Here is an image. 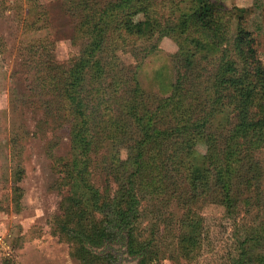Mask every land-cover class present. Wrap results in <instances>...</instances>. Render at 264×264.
I'll use <instances>...</instances> for the list:
<instances>
[{"label":"rangeland","instance_id":"374dc122","mask_svg":"<svg viewBox=\"0 0 264 264\" xmlns=\"http://www.w3.org/2000/svg\"><path fill=\"white\" fill-rule=\"evenodd\" d=\"M215 1L227 7L223 14L230 28L218 50L194 49L190 68L184 63L193 48L190 32L170 27L190 12L191 0H142L148 14L160 19L159 29L147 39L110 34L115 51L98 55L100 64L108 63L106 69L98 64V78L81 84L73 66L87 42L77 6L82 0H0L2 264H61L68 259L71 264H264V132L261 139H238L242 154L225 179L219 177L205 142L213 134L219 158L230 151L231 130L239 120L233 107L237 95L221 86L216 91L213 85L219 71L225 78L234 75L223 72L226 64L238 73L244 70L232 47L238 19L251 32L256 58L264 65V0ZM107 2L86 0V5L101 8ZM50 73L57 75L54 81ZM64 78L71 94L93 106L87 120L75 113V99L68 103L54 94ZM133 81L140 92L132 91ZM98 82L111 86L103 101L108 107L100 106L103 102L95 95ZM258 88L249 107L253 121L264 120V82ZM217 96L222 97L218 103L213 101ZM179 101L183 106L173 111ZM129 103L138 106L141 117L166 120L164 129L172 120H212L206 135L203 131L204 137L194 139L191 156L194 172L208 169V178L194 185V175L190 179L183 167L167 174L163 183L146 175L137 190L141 211L130 243L124 238L86 246L68 229L85 227L99 234L109 232L111 225L93 209L83 180L101 191L102 200L127 188L132 169L125 161L132 151L125 133L137 134ZM81 126L88 140L94 139L87 153L76 135Z\"/></svg>","mask_w":264,"mask_h":264},{"label":"trees","instance_id":"16d2710c","mask_svg":"<svg viewBox=\"0 0 264 264\" xmlns=\"http://www.w3.org/2000/svg\"><path fill=\"white\" fill-rule=\"evenodd\" d=\"M107 1L101 8H93L92 6L86 5V0H82L81 3L77 4L80 13H83L80 30L83 31L82 33L87 41L83 55L75 60L73 66L78 79L77 83L85 84L84 81L91 83L95 78H98L96 72L98 64L103 71L106 69L108 63L106 62L104 65V62H101L100 64L98 55L115 51V48H111L110 46L111 44H117L111 42L110 34L117 33L120 37H123L124 34H132L137 35L139 38L147 39L153 37L157 29H159L160 19L158 16L148 14L147 8H145L142 0ZM191 2L192 7L190 12L183 16L184 19L180 15V22L170 27L172 31L179 29L185 31L188 29L187 31L190 32L188 36L191 39L190 45L193 48L188 50L189 54L184 62L188 68L194 63L196 55L194 49L201 50L210 46L218 50L224 44L225 35L230 28V19H224L223 11H228L225 4H218L215 0H191ZM139 14H146V16L141 20H136ZM254 43L255 40L251 32L243 26L242 20L238 19L237 31L232 47L237 58L243 62L244 70L238 73L232 64H226V69L223 72H232L234 75L225 78L219 71L216 76V83L214 82L213 85L216 91L221 86L223 90H231L232 93L237 95V100L234 102L233 107L237 111L239 120L237 125L231 130L232 141L230 140L229 153L219 158V155L215 152L217 150V142L212 139L213 134L205 140L208 144V153L212 159V163L217 165L218 175L224 179L226 175L230 174L229 169L235 167L234 165L237 162V159L234 160L235 157H239L242 154L241 148L243 147H240L238 144V139L243 137L247 138L248 136H251V140L254 137L261 139L264 132V120H251V110L249 109L252 103H254V91L259 90V84L264 82V65L256 58L257 51L254 48ZM226 55L223 52L221 57L222 61L225 60ZM57 70L66 76L61 66H57ZM50 77L54 81L57 75L50 73ZM195 77L196 79L192 83L194 85V93L197 92L199 82L198 76L196 75ZM68 82V78L59 80L53 89L54 94L61 101L68 102L69 99H75L77 101L74 110L75 113L80 116L81 120H87L86 112H90L93 106L90 102H86L85 99L71 94L68 87H65L66 84H69ZM96 85L97 87L94 88L96 90L95 95L98 96L100 102H103L104 95H106L105 93L111 86L105 85L104 82H98ZM116 89L118 91L122 89L120 81L117 83ZM132 91L140 92L135 81H133ZM221 99V96H217L216 100L214 98L213 101L218 103ZM233 101L232 99L230 103ZM180 104L183 106L184 102H176L173 111H178ZM104 105H106V102L100 104V106ZM128 106V112L134 118L132 121L137 126V134L136 136H129L130 133L128 131L125 133V137L129 139L131 144L132 151V156L125 161V164L132 169L126 178L127 188L111 200H102L101 191L88 181L83 180L84 187L91 192L90 200L93 209L104 214L111 225L109 226L111 228L109 232L103 230L99 234H90L85 227H82L81 230L68 229L70 233L77 235L80 241L86 246L98 247L109 242L111 243V241L112 243L120 241L124 238L127 239V243H130L129 241H131L141 211L139 208L141 199L137 190L140 180L142 178L145 179L146 175H153L151 180L156 184L163 183L167 174L178 167H183L189 172L190 179H193L192 175H194V185L208 178V169H205L203 172H194L191 164V156L193 149L196 147L194 139L202 136L203 131L204 136L206 135V131L209 124H212V120H176L175 124L172 120L174 126H171V124V127L167 126L164 129L162 126L166 123V120H154L152 114L148 119L145 118L146 114H142L141 117L138 114L139 109L136 104L129 103ZM97 108L99 107H95V109ZM95 109L94 112L96 113L97 110ZM186 112L188 111L183 112V115H186ZM75 128L77 127H74V131ZM76 135L78 142L79 139L82 142L80 143V148L84 150V153H87L94 139L88 140L86 130L83 133L82 126L76 129ZM222 135L220 138H222ZM168 151H170L169 154ZM16 179L19 180L18 177ZM225 187L230 189L227 183Z\"/></svg>","mask_w":264,"mask_h":264},{"label":"crops","instance_id":"0c3cea01","mask_svg":"<svg viewBox=\"0 0 264 264\" xmlns=\"http://www.w3.org/2000/svg\"><path fill=\"white\" fill-rule=\"evenodd\" d=\"M0 264H2L1 260H0ZM50 264H59V263L57 261H53ZM61 264H71V261L68 259L66 263H61Z\"/></svg>","mask_w":264,"mask_h":264}]
</instances>
